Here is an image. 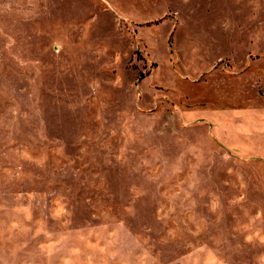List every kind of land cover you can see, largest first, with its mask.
<instances>
[{
  "label": "rangeland",
  "instance_id": "1",
  "mask_svg": "<svg viewBox=\"0 0 264 264\" xmlns=\"http://www.w3.org/2000/svg\"><path fill=\"white\" fill-rule=\"evenodd\" d=\"M0 264H264V0H0Z\"/></svg>",
  "mask_w": 264,
  "mask_h": 264
}]
</instances>
